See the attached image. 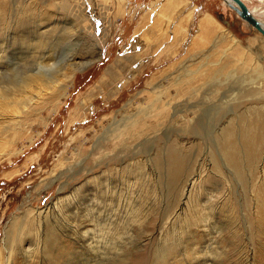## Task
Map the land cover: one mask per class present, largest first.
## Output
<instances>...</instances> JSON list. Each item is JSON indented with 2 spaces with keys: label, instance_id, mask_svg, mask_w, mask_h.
Returning a JSON list of instances; mask_svg holds the SVG:
<instances>
[{
  "label": "rangeland",
  "instance_id": "374dc122",
  "mask_svg": "<svg viewBox=\"0 0 264 264\" xmlns=\"http://www.w3.org/2000/svg\"><path fill=\"white\" fill-rule=\"evenodd\" d=\"M0 264H264V37L223 0H0Z\"/></svg>",
  "mask_w": 264,
  "mask_h": 264
},
{
  "label": "bare ground",
  "instance_id": "6f19581e",
  "mask_svg": "<svg viewBox=\"0 0 264 264\" xmlns=\"http://www.w3.org/2000/svg\"><path fill=\"white\" fill-rule=\"evenodd\" d=\"M249 9H250L251 13L255 16L254 9H252V8H249ZM261 22L264 23L263 21H261ZM99 55H100L99 53H95L92 57H90L86 61L84 66L94 62L96 59H98ZM38 66L40 67V69L49 67L48 62H46V63L40 62V63H38ZM52 82H54V81H51L50 83H52ZM45 86H46L45 83H43L42 81L37 79L36 74L29 76L27 78V80L20 83V87H19V90L21 89L20 93L18 95L12 94L13 96H17L18 99L12 102L13 105L11 106V111L18 113V109L22 108L21 105L26 104L28 101H30L32 99V97H31L32 93L36 92L37 95L41 94L42 89ZM1 98L5 99L6 95L3 94L1 96ZM4 106H6V105H4Z\"/></svg>",
  "mask_w": 264,
  "mask_h": 264
},
{
  "label": "water",
  "instance_id": "95a60500",
  "mask_svg": "<svg viewBox=\"0 0 264 264\" xmlns=\"http://www.w3.org/2000/svg\"><path fill=\"white\" fill-rule=\"evenodd\" d=\"M225 4L231 8L242 20H244L248 25L253 27L258 33L264 37V23L261 22L256 16H254L247 4L240 0V3L237 4L236 0H223ZM222 18L221 15H219Z\"/></svg>",
  "mask_w": 264,
  "mask_h": 264
},
{
  "label": "snow or ice",
  "instance_id": "6c2138e0",
  "mask_svg": "<svg viewBox=\"0 0 264 264\" xmlns=\"http://www.w3.org/2000/svg\"><path fill=\"white\" fill-rule=\"evenodd\" d=\"M236 3L239 4L240 3V0H236Z\"/></svg>",
  "mask_w": 264,
  "mask_h": 264
}]
</instances>
